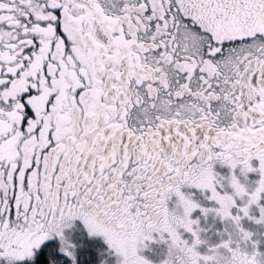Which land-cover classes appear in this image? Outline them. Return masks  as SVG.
<instances>
[{
  "label": "snow or ice",
  "instance_id": "snow-or-ice-1",
  "mask_svg": "<svg viewBox=\"0 0 264 264\" xmlns=\"http://www.w3.org/2000/svg\"><path fill=\"white\" fill-rule=\"evenodd\" d=\"M0 264H264V0H0Z\"/></svg>",
  "mask_w": 264,
  "mask_h": 264
}]
</instances>
